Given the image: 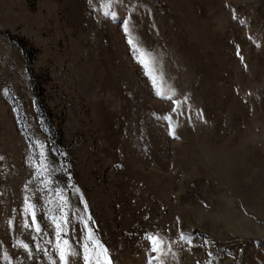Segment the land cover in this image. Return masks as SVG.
Listing matches in <instances>:
<instances>
[{
	"label": "rangeland",
	"instance_id": "obj_1",
	"mask_svg": "<svg viewBox=\"0 0 264 264\" xmlns=\"http://www.w3.org/2000/svg\"><path fill=\"white\" fill-rule=\"evenodd\" d=\"M61 249L264 264V0H0V264Z\"/></svg>",
	"mask_w": 264,
	"mask_h": 264
},
{
	"label": "snow or ice",
	"instance_id": "obj_2",
	"mask_svg": "<svg viewBox=\"0 0 264 264\" xmlns=\"http://www.w3.org/2000/svg\"><path fill=\"white\" fill-rule=\"evenodd\" d=\"M106 14H107V13H106ZM126 30H127V29H126ZM129 43H132V41L129 40ZM141 63H144L146 66H148V64L150 63L148 60H146V59L144 58V54H143V53H141ZM158 94H160V93H158ZM170 98H171V97H169V99H170ZM32 207H33V206H32L31 204L28 205V208H29V209H31ZM32 220H33V224H35V231L39 232V231H40V227H39V225L36 224V222H35V212H34V211L32 212ZM25 226L28 227L27 224H26ZM56 227H57V229L59 230V229H60V224L57 223ZM181 239H184V237L181 236ZM64 243L67 244V241H64ZM21 246H22L23 248H25V249H29V245H28V244H22ZM60 259H61L62 261H64L65 264H67V260H66V252H65L64 249H61V251H60Z\"/></svg>",
	"mask_w": 264,
	"mask_h": 264
}]
</instances>
